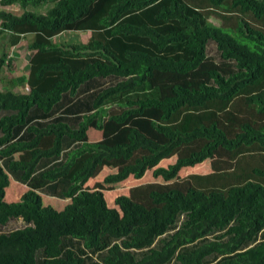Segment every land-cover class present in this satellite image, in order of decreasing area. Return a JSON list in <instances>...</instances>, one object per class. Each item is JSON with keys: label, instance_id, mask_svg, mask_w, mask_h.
I'll return each instance as SVG.
<instances>
[{"label": "trees", "instance_id": "1", "mask_svg": "<svg viewBox=\"0 0 264 264\" xmlns=\"http://www.w3.org/2000/svg\"><path fill=\"white\" fill-rule=\"evenodd\" d=\"M0 6L24 11L0 8V42L6 35L15 47L32 37L28 74L0 89V264H264V119L247 115L234 127L228 105L214 104H229L264 77V0ZM46 6L44 14L28 9ZM66 31L90 35L56 42ZM0 52L1 72L12 63ZM208 58L221 68L190 87L184 80ZM24 84L28 93L15 91ZM246 102L264 113V89ZM208 108L225 112L198 113ZM149 111L153 120L131 125L123 141L88 140L90 129ZM137 152L143 155L103 183L140 181L153 167V179L169 183L220 152L229 168L189 174L185 190L152 193L151 206L124 196L111 206L102 192L85 189L104 163L131 161ZM13 182L28 192L8 203ZM47 197L67 203L60 211Z\"/></svg>", "mask_w": 264, "mask_h": 264}, {"label": "rangeland", "instance_id": "2", "mask_svg": "<svg viewBox=\"0 0 264 264\" xmlns=\"http://www.w3.org/2000/svg\"><path fill=\"white\" fill-rule=\"evenodd\" d=\"M1 8V6H0ZM49 6L46 7H39V8H28L29 10H32L37 13H45L48 10ZM216 25H221L222 20L220 19H213L212 20ZM89 31H66L61 34H59L55 39L56 42L59 43H71V42H87V39L89 37ZM7 36H4L2 41L0 42V49L3 50V52L8 53L7 60L11 61V65L7 62L4 64V66L1 68L0 72V89L6 90L8 88L12 89L13 87H10L7 85L10 83H13L14 79H17V77H22L28 74L29 71V59L31 56L30 50L27 47V43L32 39V37L28 36L24 40L20 42L19 46H13L11 47L8 45ZM212 49H214L215 53V45H212ZM1 54V52H0ZM212 56V55H211ZM215 60L217 58L213 55L212 56ZM213 58L206 59L205 62L198 68V70H195L194 72L190 73L189 76L186 77V80L184 82L188 84L190 87H196L199 85V83L203 80L208 79V71L212 68H215V66H218L214 61ZM222 68H225L224 66ZM21 89L19 91L21 93H28V87L26 84L23 86H20ZM264 89V77H262L261 80H259L256 84L250 85L244 90L241 91V94L236 97L232 102L227 104L228 102L224 101H216L214 104H220V106L226 107L228 105V111L225 112L224 109L219 108H208L206 110H199L198 113H200L202 116H210V115H220L223 116V113H226V118H228L231 123V126L236 127L232 121L236 122V125L242 124L244 121V118L247 117V115H250L251 119L253 121H257L258 119H264V113H260L258 110V106L254 104H248L246 102V97L255 94L259 92L260 90ZM154 118V114L152 112H147L144 116H138L131 118L126 124L124 125H118L113 122L111 124L105 125V129L103 131H100L99 133L90 130V135L87 136L88 140L90 139L93 141L94 139H97V141H105L109 143H113L115 141H123L126 138V135L128 133V129L131 125H139L140 122H143L144 124L150 123ZM250 120V121H252ZM264 123V121H263ZM183 152L176 153L174 156L172 155L170 158H167L165 160H162L156 167L158 166H166L169 163H172L175 161L177 156L181 155ZM29 156V154H27ZM143 155V152H137L134 156V158L131 161H116V162H107L104 163L101 168L98 169L97 173L95 174V177L89 181V183L85 186V189L88 191H100L103 193L105 200L109 202L111 206L115 204V200L120 197H128L130 199H137L139 197L142 198V201L144 205L151 206V199L150 195L152 193H165L167 191L178 189V190H185L184 188H187L189 186V182L186 181V179L189 177V174L193 173H206L212 170H222L225 168H229V158L228 155L224 152H220L217 154L216 158L212 160L209 164H201L195 168L186 170L181 173L180 177L176 180H173L169 183H164L161 179H153V168L149 169V171L146 173L145 177L140 180L136 181L133 179H129L128 181L119 184V185H105L103 183V180L107 175L116 173L120 171L124 166H126L128 163H133L136 158L141 157ZM20 156H24L23 153L18 154V158ZM21 158V157H20ZM24 159H27L25 157ZM28 192V189L22 186H19L16 184V182L12 183V186L7 189L6 191V198L5 202L8 203H15L20 202L21 198ZM65 203L67 201H61L53 198H45V204L46 205H52L55 209L62 210L65 207ZM16 223V222H14Z\"/></svg>", "mask_w": 264, "mask_h": 264}, {"label": "crops", "instance_id": "3", "mask_svg": "<svg viewBox=\"0 0 264 264\" xmlns=\"http://www.w3.org/2000/svg\"><path fill=\"white\" fill-rule=\"evenodd\" d=\"M1 9H4V10H6V11H10V12H13V13H15L16 15H21L24 11L20 8V6H10V7H2L1 6ZM32 11V10H31ZM14 81H13V83H10V84H8L7 85V87L8 86H10V87H14ZM8 89H10V88H8ZM19 89H21V87H17V88H15V91H19ZM91 130V129H90ZM90 130L88 131V135L90 136ZM87 135V136H88ZM90 141H92L91 139H90ZM93 141H97V139H94ZM20 186V185H19Z\"/></svg>", "mask_w": 264, "mask_h": 264}, {"label": "water", "instance_id": "4", "mask_svg": "<svg viewBox=\"0 0 264 264\" xmlns=\"http://www.w3.org/2000/svg\"><path fill=\"white\" fill-rule=\"evenodd\" d=\"M4 36H6V35H4Z\"/></svg>", "mask_w": 264, "mask_h": 264}]
</instances>
